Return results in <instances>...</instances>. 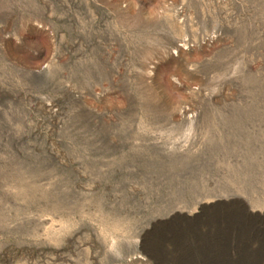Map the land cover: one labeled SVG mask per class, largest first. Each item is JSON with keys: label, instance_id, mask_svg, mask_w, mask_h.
Here are the masks:
<instances>
[{"label": "rangeland", "instance_id": "374dc122", "mask_svg": "<svg viewBox=\"0 0 264 264\" xmlns=\"http://www.w3.org/2000/svg\"><path fill=\"white\" fill-rule=\"evenodd\" d=\"M130 1L0 0V264H264V213L197 206L264 201V0Z\"/></svg>", "mask_w": 264, "mask_h": 264}, {"label": "bare ground", "instance_id": "6f19581e", "mask_svg": "<svg viewBox=\"0 0 264 264\" xmlns=\"http://www.w3.org/2000/svg\"><path fill=\"white\" fill-rule=\"evenodd\" d=\"M130 1V0H129ZM130 3V5H132V1H130L129 2ZM36 27H34V26H32L31 27V29L32 30H34ZM175 43H176V49H177V53L179 54L178 56H179V60H184L185 59V53H184V45H187V43H184V44H178L177 43V40L175 41ZM51 57H54V55H55V53L54 52H52L51 53ZM175 57V56H174ZM173 58V57H172ZM50 59H53V58H50ZM48 60V62L49 61H51V60ZM174 59V58H173ZM177 60H178V58H177ZM49 64L50 63H48V64H45L44 66H42V67H39L37 70H36V72H47L49 69H50V66H49ZM219 93V92H218ZM216 94V93H215ZM213 96V95H212ZM212 96H211V98H212ZM220 96V95H219ZM214 97V96H213ZM217 98V96H215V99ZM247 103H248V101H246ZM249 104V103H248ZM50 110L52 111V108H50ZM182 111V110H181ZM180 111V113L182 114V112ZM184 113H185V111H184ZM184 115V114H183ZM189 117V116H188ZM37 149H39V147L38 146H36V145H33L32 147H31V151L33 152V150L35 151V150H37ZM48 152H49V154L51 155V157L52 158H58V155H59V153L58 152H55L54 150H53V148L51 147H49V149H48ZM31 153V152H30ZM29 153V154H30ZM26 155H28V153L26 154ZM56 160V159H55ZM73 162V161H72ZM7 164V163H6ZM60 164H62V163H60ZM80 164V163H79ZM11 165V164H10ZM10 165H7V166H10ZM81 165V164H80ZM7 166L5 165V163L3 162H0V176H2V174L5 172L6 173V171H3L4 169H6L7 168ZM59 166V165H58ZM6 167V168H5ZM9 168V167H8ZM17 168V167H16ZM10 169V168H9ZM8 169V170H9ZM79 170V169H78ZM8 172V171H7ZM10 173L12 172V171H9ZM85 174V173H84ZM4 175V174H3ZM8 176V175H7ZM6 176V177H7ZM91 176V175H90ZM10 176H8L7 178H9ZM12 177H13V175H12ZM87 177V176H86ZM3 178H4V176H3ZM2 178V179H3ZM84 178V177H83ZM6 179V178H5ZM35 179V178H34ZM92 179V178H91ZM9 180V179H8ZM27 180H28V178H27ZM6 181V180H5ZM7 182V181H6ZM5 182V183H6ZM25 183V182H24ZM23 183V184H24ZM22 184V183H21ZM22 184V185H23ZM27 184V183H26ZM26 184H24L25 186H24V188L26 189ZM96 184V183H95ZM14 185V184H13ZM8 186L7 185V187L6 188H4V189H2L3 191H1L0 193H1V195H0V202L2 201V202H5V201H7V202H10V204L11 203H13V204H11V205H14V204H18V205H20V207H21V205H23V203H24V201H26V203L27 202H29V201H27L26 199L28 198V197H25V195H24V193L26 194V191H27V189L25 190V192H23L24 190L22 189V188H17V187H15V186ZM30 186H32V185H30ZM29 186V187H30ZM22 187V186H21ZM28 187V188H29ZM34 187H36V186H34ZM96 188V186L95 185H90V186H88V188H86L87 189V191H88V193H91V192H93L94 191V189ZM30 189V188H29ZM28 189V190H29ZM32 190H34L33 188H31ZM36 190V189H35ZM27 195V194H26ZM235 198H242V199H244V202H246V205L244 204V205H241L240 207H241V209L243 210L242 211V213H243V215H252L253 213H256V218H259V217H257V216H260V214L261 213H264V201H262V202H259V203H257L256 201H254L253 199H251L249 196H246L245 194H236V195H232V196H216V197H213V198H209V197H206V198H201V199H198L197 200V206L198 207H200V208H204L205 206H206V204H208V203H213V202H221V201H230V202H234V199ZM28 200H31V199H29L28 198ZM6 203V202H5ZM25 204V203H24ZM7 205V204H6ZM24 206V205H23ZM19 207V206H18ZM188 213H190L189 211H187L186 209H184L183 207H179L178 209H176V210H174L171 214H170V216L172 215V216H185L186 217V215L188 214ZM40 217V216H39ZM240 218V217H239ZM37 219V218H36ZM20 223V222H19ZM38 224L37 225H39V226H41L42 228H43V233H42V235L40 236V240H41V242H39L40 244L42 243V246H43V244L44 245H46V246H54V245H56L55 246V248L57 247V243L59 244V240H61V238H64V236L66 235V233H67V228L66 227H64V226H62V225H64V224H62V225H60V224H57L56 223V221L54 220V218L53 217H51V215H42L39 219H38V222H37ZM58 223H60V221L58 222ZM7 224V223H6ZM19 226V225H18ZM117 228V227H116ZM119 228V227H118ZM117 228V229H118ZM2 229H3V227H2ZM120 231V230H119ZM37 244V243H36ZM135 244H138V241H136V243ZM59 246V245H58ZM105 246L106 247H108V252H109V254L112 256V257H115V256H117L116 255V250H115V245H109L107 242L105 243ZM7 250V249H6ZM57 250V254L55 255V256H50V255H48V256H44L43 258H42V260H39L40 261V263H37V264H56V262H58V260L60 261V259H62V260H67V261H69L70 262V264H71V258H69V257H65L61 252H59L60 251V249H56ZM0 253H5L4 252V250H1V252ZM9 256V255H8ZM138 258H142V255H140V254H137L136 256H131V258L130 259H138ZM29 259V258H28ZM127 260H129V259H124L123 261H125V262H127ZM38 261V262H39ZM9 262H11V261H9ZM8 262V263H9ZM28 263H29V261H28ZM27 263V264H28ZM31 263V262H30ZM34 264V263H33ZM36 264V263H35Z\"/></svg>", "mask_w": 264, "mask_h": 264}]
</instances>
